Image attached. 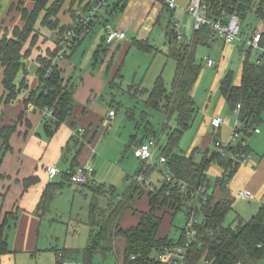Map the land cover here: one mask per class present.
Segmentation results:
<instances>
[{"label":"trees","instance_id":"16d2710c","mask_svg":"<svg viewBox=\"0 0 264 264\" xmlns=\"http://www.w3.org/2000/svg\"><path fill=\"white\" fill-rule=\"evenodd\" d=\"M30 1L33 3L31 10H19L23 25L21 27L14 26L11 36L8 37L4 32L0 37V65L3 68L2 84L5 89L3 98L5 104L15 100L21 90L26 89L24 59L29 56L31 49H29L30 45L24 49V45L34 41L35 23L38 21L42 26L52 30L57 29L60 36L70 27V25H60L57 18L63 0H55L51 3L49 0ZM202 3L205 6L206 15L211 18L218 17L222 13L228 15L236 13L241 19L245 12L253 6V0H202ZM114 7L122 9L123 6L116 5ZM254 9L256 16L262 18L264 0H257ZM40 14L41 16H39ZM48 17H53L54 22L51 23L48 20L46 23ZM105 22H109L108 19L102 18V25ZM94 24L92 23L91 27ZM170 29L166 33L167 51L164 55L175 62L171 89L166 88L161 74L158 75L153 86L149 91L146 90L148 93L146 105L149 108L162 110L167 117L173 114L177 116L176 126L165 132V142L160 156L165 159L163 165L171 173L174 185L163 179L157 191L146 190L147 168L134 175H125V188L122 193H118L113 185H89L93 194L88 211L87 243L82 249L83 263L94 264L92 259L99 254L103 258L111 256L112 260L117 261V264H161L156 259V253L163 247L184 244V238L182 235L178 241H174L167 236H158V229L166 214H159L160 207L167 204L171 211L173 209L169 214L173 215L177 210L185 207V197L180 191L178 183L198 186L207 182L209 191L207 200L201 202L196 209L197 213L201 211L204 217L201 222L196 224L197 234L188 248L185 264H197L199 261L209 264H257L264 260V200L249 220L244 221L239 218L234 225L228 226L223 225V221L230 208L232 198L227 196L218 201L220 195L228 190L227 184L240 164L235 155L249 151L247 143L246 146L241 144L242 141H245V137L242 136L233 147L226 149L232 153L230 157L222 155L218 150H213L208 157L205 156L206 154L202 155L198 162L194 158L195 149H192L187 155L179 149V142L184 132L192 125L198 108L191 96L200 69L195 57L196 46L205 43L208 38L210 39V30L206 26H202L193 31L189 42H182L177 39L173 26ZM102 40L103 42L93 55L94 65L98 64L103 55L108 52L109 44L105 43L104 36ZM132 44L152 49L145 42L133 41ZM260 45L264 47V28L261 30ZM76 46L72 49H75ZM57 52L58 49L45 56L37 55L35 74L38 86L36 90L29 92L23 101L25 107L32 104L41 111L44 108L51 111L50 115H44L42 118L43 132L47 138L54 134L59 125L71 115L73 109V88L68 81L64 82L58 64L54 62ZM249 54L250 47L242 57L239 83H233L232 72L228 71L220 79L218 86L220 94L231 110H234L237 105L240 106L237 113L238 131H241L243 135L250 134L256 128L255 126L262 121L261 114L264 111V56L258 53L256 58L251 60ZM66 57L67 54L64 58ZM19 72L22 76L17 83ZM117 76L119 75L116 72L111 84L114 83V78ZM23 115V112L19 113L17 119L21 120ZM25 123L30 125L27 121ZM15 130V124L4 125L0 129L2 138L0 162L10 149L9 138ZM85 133L83 137L87 136ZM75 140L80 142L76 137ZM213 163H217L222 171L220 176L215 179L214 187L210 190L206 170ZM71 171H67V178ZM140 174H142V180L138 182L136 177ZM34 180L35 177H31L25 183L29 184ZM53 187L51 183L47 184L41 195L39 208L45 207L51 198ZM215 189H219L217 196L214 195ZM100 195L106 197L104 207L98 205L97 198ZM143 196H147L148 210L139 212V218L135 225L122 227L120 220L124 212L132 209L134 200ZM15 217V215L7 213L3 224L0 225V254L9 251L5 229L9 226L10 221L15 220ZM64 253L70 255L69 251Z\"/></svg>","mask_w":264,"mask_h":264},{"label":"rangeland","instance_id":"374dc122","mask_svg":"<svg viewBox=\"0 0 264 264\" xmlns=\"http://www.w3.org/2000/svg\"><path fill=\"white\" fill-rule=\"evenodd\" d=\"M256 2L257 0H253V6L240 19L241 39H236L227 44L220 39H216L208 44L196 46L195 57L200 69L192 93L198 108L192 125L184 132L179 142V149L182 152L190 151L194 146L208 147L210 152L216 150L212 139L214 136L213 129L209 124L207 125L208 119L212 116H220L222 119L219 140L223 143L233 133L234 126L239 128L237 113L230 109L222 96H218L220 94L218 81L220 76L228 71L232 72L233 83L238 81L242 57L249 49L243 39L254 28H264V15L262 18H258L254 12ZM32 6L33 3L29 0H9L8 2V8L12 12V16L14 15L13 12L19 16V10L26 9L29 11ZM48 20L51 23L54 22L53 17H48L46 23H48ZM170 22H178L182 33L189 42L193 31V15L179 9L171 18L168 12H163L145 40L146 44L156 47V49H145L133 44L126 46L125 49L124 47H121V50L115 49L110 60L111 63L109 62V68L104 69L105 71L102 74V79L106 81L107 76L114 75L117 72L119 76L114 78V83L111 84V82L106 81L102 91L86 102L85 107H77V103L73 102L72 113H78L79 117L84 115L88 118L87 122L81 119L84 123H75L73 127L75 131L79 127L82 129L79 141L84 140V133L86 130L89 131L87 139L83 141L81 157L85 161L82 164L93 171L92 179L95 183L89 181L87 185L78 186L70 183L63 173L66 172L72 158L70 155H64L61 158L59 163L56 164L60 171L55 181L57 185L52 189L51 198L46 203L44 211H42L41 222L35 228H32V250L15 254L17 264H58L55 261L54 252L64 253L65 251L70 252V256L75 259L76 263L84 264L82 249L87 243L89 232L88 211L93 194L89 185L95 186L96 183L106 186L113 185L118 193H122L125 188V175H134L145 168L148 169L145 180L146 190L154 189V191H157L161 181L165 179L166 168L158 163V158L162 155L161 150L165 142V132L176 126L177 116L173 114L167 117L162 110L149 108L146 105L148 95L146 90L149 91L156 77L160 74L166 88L171 89L175 63L173 59L166 58L164 55L166 49L164 31L166 25ZM22 25L21 22L17 26L21 27ZM54 35L52 29L42 26L38 21L35 23L34 41L30 44L29 42L25 43L27 46L30 45L29 49H31L25 60L26 77H32L36 72L37 65L31 57L38 49L42 56L57 50L56 43H51ZM103 36V29L99 25H94L89 35L75 49L66 51L67 57L61 61L60 68L68 80L71 81L68 82L72 88H75L81 79H85L84 74L86 71L95 73L97 70L96 64L94 66L93 63V55L98 45L103 42ZM113 46L112 43L109 48ZM107 54L108 52L103 55L100 62L104 60ZM257 55L258 50L250 48L249 58L254 60ZM205 58L212 61L211 66L205 64ZM109 108H112L116 113L115 117L111 119L107 116ZM261 119L262 121L255 126L258 132L253 130L248 135H243L241 131L237 133V139L239 140L242 136L245 137V141L249 146L250 150L245 153L247 161L252 160V156L258 158L264 155V111L261 114ZM65 121L69 122V119L66 118ZM68 125L70 126V123ZM150 137L153 138L154 142L158 141V144L152 160L147 162L136 157L134 150L138 147V143L141 141L146 142ZM74 141L72 144H74ZM209 151L204 152V155L206 154L205 156L208 157L210 155ZM222 153L226 157L232 155L231 152L225 149L222 150ZM194 157L199 162L202 155L197 153ZM220 172L221 169L217 164H211L207 168L206 177L209 181L210 190L214 187L215 178ZM243 191L249 192L247 189H243ZM261 193H264V189ZM218 194L219 189H215L214 195L217 196ZM262 194L257 196L255 193L256 198L248 201L237 197L233 199L234 196L230 192L232 202L225 214L223 225H234L239 218L244 221L249 220L261 205V199L264 200ZM259 197L261 198L259 199ZM98 199L99 203L105 202L103 196H99ZM147 205V199L141 197L136 203V207L132 205L133 209L126 210L122 215V226L132 224L138 213L145 209ZM170 211L171 208L167 204L160 207L159 214H166L163 216L158 234L178 241L183 235V227L187 219L186 207L183 206L173 215L169 214ZM203 217L201 211L196 213L198 222H201ZM9 225L11 228L8 233L7 244L11 247L14 227L12 222H9ZM112 261L111 256L103 258L99 254L92 259L94 264H111ZM14 262L15 258L9 264H15ZM197 264H203V262L199 261ZM257 264H264V260L259 261Z\"/></svg>","mask_w":264,"mask_h":264},{"label":"crops","instance_id":"0c3cea01","mask_svg":"<svg viewBox=\"0 0 264 264\" xmlns=\"http://www.w3.org/2000/svg\"><path fill=\"white\" fill-rule=\"evenodd\" d=\"M53 1L55 0H49V3ZM8 2L9 0H0V37L3 35L4 32L8 35V37L11 36L12 28L16 25H20V23L22 22L20 19V14L18 16L17 13L13 12L14 15L12 16L11 14L12 12H10L8 8ZM29 2L31 1L29 0ZM90 2H92V0H63L62 7L57 14V18L60 21V25H71L74 19V10L76 9V7L88 5ZM189 2L190 0H175L176 6L170 9L160 0H109V6H108L109 11L107 10V12L105 13L101 12L99 17H102L105 20L108 19L109 23H112V25L116 29L123 31L125 36L123 39L115 41L113 43L114 44L113 47L108 48V54L106 55L104 60L96 64L97 70L95 71V73H90L88 71L85 72L84 74L85 79L84 78L81 79L80 83H78V85H76L75 88L73 87L72 102L77 103V107H82V106L85 107L87 104L86 102H88L92 97H95L96 94L102 91L106 81L107 82L112 81L113 77L115 76V73L114 75L110 74L109 76H107L106 81L102 79V74L106 70V68L107 69L109 68V65L111 63L110 60L115 49L121 50V47H124L125 49L126 46L131 45L133 41L145 42L146 38L148 37V34L153 29L155 24L159 21V18L163 12L165 11L168 12L169 16L172 18V16H174V14H176L179 9L183 10L184 12H187L185 8L189 4ZM115 4L120 6L122 5L123 6L122 9L114 7L116 6ZM172 24L173 23L170 22L165 27V31H164L165 41H166V33L167 31L171 30L170 28ZM94 25H99L103 29L101 19L95 22ZM262 29L263 28H254V30H251V32L247 34L244 39L249 38L250 35L255 30H262ZM52 31L55 33V35L51 43L55 44L57 39L60 37V35L58 34L57 29H53ZM193 31L191 34V38L193 35ZM180 34L182 36L180 41L188 42L184 34L182 33L181 29H180ZM165 41H164V45L166 46L165 49L166 52L167 45L165 44ZM221 41L225 43L223 40ZM209 42L211 41L208 38V40H206V42L203 44H208ZM27 47L28 46L25 45L24 49H26ZM151 47L152 49H156V47L153 46ZM39 52L40 51L38 49V51L34 53V56L31 57L33 61H35L37 55L40 54ZM25 60L26 58L24 59V63ZM61 61L62 60L58 62V69L60 70L61 76L63 77L64 82L65 81L71 82L61 71L60 68ZM225 73H223L220 76L219 81ZM240 75H241V67L239 72V79L237 82H234V84L239 83ZM17 76L18 77L16 82L18 83L22 74L19 72ZM2 78H3V68L0 65V129L4 125L15 124L16 130L12 133V135L9 138L10 149L4 154L0 162V199H1L0 225L3 224L7 213L15 215L16 217L14 218L15 219L14 221H10L12 222V225L14 227L12 246L9 247L7 244L9 251L0 254V262H1L0 264H5V263L9 264V262L12 261L13 258H15L14 263L17 264L15 254L25 250L27 251L32 250L31 249L32 228H35L41 222L42 211H44L45 209V207L39 208L41 195L44 189L49 183H51L54 186L53 188H55L57 185L55 181L60 171H58V173L53 178L49 179L46 173V166L54 165L57 168L56 164L59 163L61 158L64 155H70L72 158L71 162H69V166L66 172L63 173L66 179L70 182L69 178H67L66 175L67 171L69 170L70 172L71 169H73L77 165H83L82 163L85 162L84 158L81 157L82 155L81 151L83 148V141L88 137V136H84V140L82 141L80 140L81 142L79 143L76 142L74 138L75 130L73 126L75 125V123L78 124L84 123L81 121V119L86 120L87 122L88 118L85 117L84 115L79 117L78 113L73 114L71 112V115L67 117L69 119V122L63 121L59 125L57 130L54 132V134L50 138H47L45 137L43 132L42 118L44 115L42 111L35 108L32 104H28L25 107L23 103L27 94L37 89L38 81L36 74H34L32 77H26L27 80L26 89H22L21 92L16 97V99L7 104L3 102L5 89L2 84ZM219 81H218V86H219ZM191 96L193 98L192 91H191ZM218 96L220 97L222 95L218 94ZM110 109L112 108H109L108 111ZM108 111H107V116H108ZM21 112H23L24 114L23 118L21 120H18L17 117ZM211 118L208 119L207 125L209 124L211 126L210 124ZM26 121L29 122L30 124L29 126L26 125L25 123ZM68 123H70V126L68 125ZM220 127L218 129L212 127L214 132V136L212 139L214 140V142L216 139L219 140ZM86 133L87 135H89L88 130H86ZM73 141L74 144H72ZM1 144H2V138L0 137V146ZM70 144L72 146L71 148H70ZM247 147L248 150H250L248 144ZM136 149L134 150V155ZM192 149H195V154L199 153L201 155H204V152L207 153L209 151L208 147L202 148V147L194 146ZM191 150L183 153L187 155L191 152ZM251 159L252 160L247 161L245 158L242 161V163L240 161V164L238 166L239 169L237 168L238 171L236 170L237 171L235 172L236 174L234 173L233 177L228 182V188H229L228 196L230 198H231L230 192H232L234 196L233 199L235 197L244 199L238 196L239 192L243 191V189L249 190V192L252 194L253 199L251 200H254V198H256L255 193L257 194V196L258 195L260 196V194H262L261 192L264 189V155L258 158L252 156ZM213 164H217V163H213ZM90 174L91 175L87 180V182L82 185H87L89 181L92 183L94 182V180L92 179L93 171H91ZM220 174L218 176H220ZM218 176H216V178ZM31 177H35V180L32 183L26 184L25 183L26 180ZM261 196L264 197V193ZM103 197L105 198L104 203H99V199L97 198L98 205L100 207H104L106 204V197L105 196ZM143 197L147 199V196H143ZM260 198L261 197H259V199ZM139 199L134 200V203L132 204L134 207H136V203L138 202ZM262 201L263 200L261 199V202ZM148 208L149 207L147 205V207L141 211H147ZM138 218H139V213L137 215V218L134 220V222L129 226L135 225L138 221ZM120 225L122 226L121 220H120ZM129 226H122V227L125 228ZM6 228H7L6 236L8 241V233L11 226L9 225ZM158 236L160 235L158 234ZM55 255L56 252H54V256ZM55 261H56V256H55Z\"/></svg>","mask_w":264,"mask_h":264},{"label":"built area","instance_id":"2783aa9c","mask_svg":"<svg viewBox=\"0 0 264 264\" xmlns=\"http://www.w3.org/2000/svg\"><path fill=\"white\" fill-rule=\"evenodd\" d=\"M168 8L172 9L176 6L175 0H160ZM109 6V0H92L88 5L78 6L74 10V19L70 27L60 36L56 41V46L58 49V54L54 59V62H59L64 59L67 50L72 49L74 46L78 45L81 41L84 40L86 36L91 32V24L97 22L102 17H99L100 13L107 12ZM186 11L193 15L194 30L200 29L202 26H206L210 30V41L216 39H221L225 43H231L236 39H241L240 36V19L236 13L226 14L222 13L218 17H208L206 15L205 6L202 3V0H190L189 4L185 8ZM173 30L177 36V39H181L179 24L173 23ZM104 30V40L107 44H112L115 41L124 38L123 31L116 29L112 23L105 22L103 24ZM261 40V30H255L249 38L244 39L245 42L250 48L257 49L258 53L263 54L264 56V47L260 45ZM206 65L211 66L212 61L209 58H205ZM240 106L237 105L234 111L238 113ZM43 115H50L51 111L48 108L42 110ZM115 112L113 109L108 111V118H113ZM222 119L219 116H214L210 120V124L213 128L218 129L221 126ZM258 132L257 129H254ZM82 129L79 127L75 131V137L81 139ZM238 128L234 126L233 133L229 139L223 143L218 139L215 140L214 145L216 150H218L222 155L223 149L233 147L237 139ZM158 141L154 142L153 138L150 137L146 142H142L138 145L135 155L143 161H151L154 155V151ZM242 145L246 146V141L241 142ZM245 153L235 155L236 160H244ZM249 157V155H248ZM165 162L164 157L158 158V163L162 166ZM58 169L54 165L46 166V173L49 179L53 178L57 173ZM91 171L87 166L77 165L74 167L70 173L69 180L74 185H82L87 182L90 177ZM136 180L139 182L142 180V174L136 177ZM165 180L172 182L171 173L166 170ZM180 191L183 192L185 197L184 205L186 207L187 219L183 227V238L184 244L175 245L172 247H163L158 253H156V259L161 264H185L187 251L191 243L195 240L197 230H196V209L201 202H205L208 197L207 182H203L198 186H188L185 183H178ZM239 197L251 200L253 196L248 191H240L238 194ZM56 261L58 264H78L75 259L65 253H56ZM203 264H209L204 262Z\"/></svg>","mask_w":264,"mask_h":264},{"label":"water","instance_id":"95a60500","mask_svg":"<svg viewBox=\"0 0 264 264\" xmlns=\"http://www.w3.org/2000/svg\"><path fill=\"white\" fill-rule=\"evenodd\" d=\"M228 194H229V191L228 190L224 191L223 194L218 199V201L225 199L228 196ZM111 264H117V261L116 260H113Z\"/></svg>","mask_w":264,"mask_h":264}]
</instances>
